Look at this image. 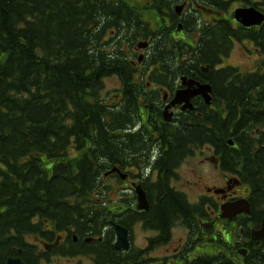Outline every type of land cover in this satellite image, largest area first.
<instances>
[{"label":"trees","instance_id":"1","mask_svg":"<svg viewBox=\"0 0 264 264\" xmlns=\"http://www.w3.org/2000/svg\"><path fill=\"white\" fill-rule=\"evenodd\" d=\"M147 2L149 8L143 9L156 15L173 11V0ZM140 10L131 0H0V264L16 256L25 264H42L50 255H92V264H170L166 257L117 254L110 224L119 215L109 209L127 205L122 225L143 221L145 229L157 232L149 250L167 244L174 228L183 226L189 239L174 264H232L223 253L189 257L201 233L198 218L208 217V199L192 203L172 181L194 149L208 147L222 172L250 188L249 202L259 209L256 205L264 203V75L262 83L259 72L240 77L232 68L221 71L223 77L213 83L214 108H204L200 117L190 113L179 126L168 125L166 140L146 129L148 123L156 125L152 119L158 111L152 110L140 125L143 134L136 133L139 97L127 77L138 71L126 59L125 46L103 44L106 32L121 30L129 17L134 20L130 31L140 32ZM229 29L226 22L218 23L211 53L227 40ZM155 31L162 34L164 27ZM161 42L153 44L142 77L179 70L181 48L167 50ZM112 75L120 77L126 93L117 108L107 106L100 94ZM141 84L144 89L142 79ZM160 148H166L165 155L154 156ZM114 168L140 180L148 212L138 214L131 209L134 202L111 198L115 193L107 181L123 182L117 173L106 175ZM203 231L211 242L223 244L213 224ZM102 235L100 244L84 242ZM38 236L44 249L29 241ZM62 236L65 241L59 243Z\"/></svg>","mask_w":264,"mask_h":264},{"label":"flooded vegetation","instance_id":"2","mask_svg":"<svg viewBox=\"0 0 264 264\" xmlns=\"http://www.w3.org/2000/svg\"><path fill=\"white\" fill-rule=\"evenodd\" d=\"M132 1L134 0H131V2ZM237 3H243V5L236 6ZM220 4H223V6L219 7ZM132 6L135 5L132 4ZM179 6L183 7L180 13L176 10ZM144 7L148 9L149 4H145ZM169 7L170 5L168 4V8ZM172 8L173 11L166 9L163 16L155 14L157 16L156 23L159 24V26L164 27L162 34L156 33L154 28L155 21L153 18L152 21L145 20L143 15V28L147 24L149 26L148 30L144 29V31L142 28L140 32H131L130 30L133 28L132 24L134 20H131L129 17L124 19L121 30H119L117 27H114L113 29H110L106 32L104 39L105 42L103 44L105 47L111 46L114 43H116L117 47L125 46V52L127 56H129L126 57V59H128L138 71V73L133 74L131 77H127L129 80H134L135 84L133 85L137 88L135 95L139 97L138 105L140 106L141 111V123L137 124L134 127V130L136 133H142L144 131V127L140 125L150 118L149 114H154L152 110L158 111L156 114L158 117L153 119L151 118L152 121H155L156 125L154 126L151 123L146 124V129L151 131L157 140L160 139V137H163V139L166 140V127L168 125L179 126L181 121L186 116H192L190 113H194L193 115L200 117L204 108H214L212 103L216 97V94L214 93L216 86L213 85V83L215 82L216 78L223 77L219 74L221 71L232 68L236 70L235 74L240 77L259 72L262 78V83L264 75V23L258 27L254 26L246 28L236 22L234 19V12L238 8H254L264 14V0H244L241 2H234L232 0H173ZM145 13L149 15L148 11ZM220 21L226 22L230 26V33L227 36V40L220 43V48H218L217 45V48L213 53H211L212 45L218 40L217 31L218 23ZM123 31L126 32L123 33ZM255 33L259 34V39L257 40H255L253 37ZM156 41L159 43L162 41L161 43L166 46L167 50H170L174 46L181 48L182 53L178 62L179 70L175 74H166L163 75V77L149 74H146L142 77L141 71L145 70V60L149 57L150 51L153 50V44ZM236 44L239 45L240 50L251 52L252 55H254L253 57L245 56V54L241 55L247 61L259 59L257 64L253 66L255 68L253 71H242L241 68L245 66L242 65V63L241 66H234L233 64L229 63L228 60L231 58V53ZM187 49H193L195 52H193L192 55H187ZM200 59H205L207 63L198 62L197 60ZM149 69H151V67H149ZM110 77L115 78L118 81L119 86L113 91H108L106 93L104 84L100 94L107 106H113L114 108H117L120 107L122 101L124 103L126 93L123 89V84L120 77L117 75H112ZM183 78H187L185 82L195 81L196 83L203 85H210L212 88L211 104L207 105L204 98L199 95L191 99L193 109H184L186 103L172 105V102L178 91L185 90L188 87L196 88V84L194 86L183 85ZM234 78L235 75L230 76L229 81H234ZM141 79L145 84L144 89L141 84ZM111 96H113L116 101L110 103L109 100L112 98ZM141 104L144 105L141 106ZM201 148L202 147L194 149L193 155L196 150ZM210 150L212 151L211 148ZM165 153L166 148H160L157 150V153H155L154 156L163 157ZM214 158L216 159L215 155ZM186 159L187 158H185L184 161ZM123 172L127 173L126 171ZM125 181L130 183L131 191L135 194L132 188V183L139 182L140 180L137 178H131L128 175V179ZM125 181H123V183ZM237 181L240 184H237ZM243 186L244 185L236 175L224 173V185L222 187L205 188L206 193L203 197L208 199V204L205 206L208 217L206 219L198 218L199 224L201 226V233L196 236V238H199V240H196L194 249L188 253L189 257L192 255L190 258L198 259L205 255L216 256L220 253H223L232 264H264V237L257 239L254 236V232L260 231L263 227L264 203L256 205L259 207V209H254V207L250 204V214H238L234 216L232 220L221 217L222 205L234 203L239 199L249 200L250 188L247 186L248 188L245 187L246 189L240 191L239 189ZM216 191L222 192L216 193ZM137 206L138 204L136 203V205L131 209L138 214H143L144 212L149 211H140L138 210ZM129 207L130 206L127 205L125 207L118 206L117 210L114 208L109 209L110 212L119 215L110 224L111 228L114 230V236L111 240L114 248L116 242V233L113 223L124 226L119 222V218L127 217L129 215L127 212ZM205 224H213L215 234L219 233L222 236V246L230 249V252H228V250L218 251L216 249V243L213 242L208 243L209 249L202 248L203 240L200 239L204 234L203 229ZM137 225H140V227L145 231L152 232V235L146 238V246L143 248L134 246L133 230ZM224 226H229L233 230L226 234V229L224 231L221 229ZM126 228L129 230V249L118 250L115 248L117 250V254L122 256L131 254L134 257L135 255H138L147 258H156L153 257L152 254L156 250L166 247L173 240L172 237V239L167 244L149 250L150 240L157 236L156 231L145 229L143 221H135L131 223L130 227ZM101 237L104 238L105 236L102 235L96 237L98 240L87 239L88 241L85 240L86 238H84V242L100 244V242L103 240ZM36 239L44 244V240L39 236L36 237ZM63 241H65L64 237H59L58 242L60 243ZM74 242L75 244H78V238L74 237ZM186 244L187 241L185 242V245L184 243H181L177 248L179 253L171 260H168V257H166V261H169L170 264L179 263L180 254L183 253ZM36 245L41 249L39 244ZM240 250H242L244 253H241ZM83 258L88 259L89 264H92V255L83 256Z\"/></svg>","mask_w":264,"mask_h":264},{"label":"rangeland","instance_id":"3","mask_svg":"<svg viewBox=\"0 0 264 264\" xmlns=\"http://www.w3.org/2000/svg\"><path fill=\"white\" fill-rule=\"evenodd\" d=\"M131 3L134 4L135 7L139 10L141 9L140 11L142 12V15L145 20L152 21L153 18V20L155 21L154 28L160 27L159 24L156 23L157 16L153 12L148 11L149 15L145 13L147 12V10L143 9L145 0H134ZM239 5L242 6L243 3H237L236 6ZM244 54L245 56H254L251 52L240 50L239 45L236 44L231 53V58L228 60L229 63L233 64L234 66H241L242 63V65H245L241 68L242 71H253L255 69L253 66L257 64L259 59L247 61L244 57L241 56ZM104 84L106 93L108 91H113L119 86L118 81L115 78L111 77L105 78ZM111 97L112 98L109 100L110 103L116 101L113 96ZM175 174L176 178L172 181L174 188L185 193L189 201L192 203H197L200 197L205 196L206 187L220 188L224 185V172H222L219 168L217 159L214 158L213 152L210 150V148L207 147H203L201 149L196 150L194 155L188 157L182 164H180V166L176 169ZM107 183L111 186V190H113L115 193L113 194V196H111V198L127 199L128 204L134 202V206L136 205V196L131 191V185L129 182L125 181L124 183L122 182L121 184H118L117 180L114 178L110 181H107ZM245 187L248 188L244 185L239 190L242 191L246 189ZM123 192L124 194H122ZM116 208L118 207L114 206V209ZM221 229L223 231L226 229V234L230 233V231L233 230L229 226H224ZM151 235L152 232L145 231L140 227V225H137L133 230L134 246L142 248L145 247L146 238ZM188 237L189 235L187 229L183 226H177L174 229L173 240L166 247L156 250L152 254V256L156 258L168 257V260H171L175 255L179 253L177 251L178 246L181 243H184L185 245V242L189 239ZM202 237H204L202 248L209 249L208 243L211 242L209 239V234L205 232ZM29 241L32 243L39 244L41 249H44L45 247L44 244H42L35 237H29ZM215 245L218 251L228 250V252H230V249L226 248L225 246L218 244ZM42 264H89V262L88 259L83 257L69 258L60 255H50L48 260L42 261ZM156 264H159V262Z\"/></svg>","mask_w":264,"mask_h":264},{"label":"water","instance_id":"4","mask_svg":"<svg viewBox=\"0 0 264 264\" xmlns=\"http://www.w3.org/2000/svg\"><path fill=\"white\" fill-rule=\"evenodd\" d=\"M182 9L183 7L179 6L177 7L176 10L180 13ZM234 19L236 22H238L239 24H241L242 26L246 28L254 27V26L258 27L264 23V14L260 11H257L254 8H238L234 12ZM183 79H184L183 85L194 86L196 84V88L188 87L185 90L178 91L177 94L175 95L172 105L186 103V105L184 106V109H187V108L193 109V105L191 104V99L199 95H201L204 98L205 103L207 105L211 104L212 88L210 85H203L200 83H196L195 81L185 82L187 78H183ZM229 144L231 146H234V141L230 140ZM112 173H117L120 176L122 181H125L128 179V174L122 172L119 168L112 169L106 175H109ZM237 184H240V183L237 181ZM132 188L136 195L138 210L148 211L150 209V203L148 201L146 192L143 189L141 183L140 182L132 183ZM221 192L222 191H216V193H221ZM221 211H222V214H221L222 218H227L229 220H232L233 217L238 214H242V213L250 214L251 212L250 202L247 199H239L235 201L234 203L222 205ZM113 224H114L113 226H114L115 233H116L115 248L118 250H128L130 247L129 230L126 227L121 226L119 224H115V223ZM254 236L257 239L264 237V223L260 231L254 232ZM240 252L244 253L242 252V250H240ZM6 264H25V263L22 261L20 257L16 256V257H10L7 260Z\"/></svg>","mask_w":264,"mask_h":264}]
</instances>
